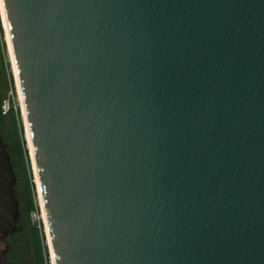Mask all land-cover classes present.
Returning <instances> with one entry per match:
<instances>
[{"label": "water", "instance_id": "water-1", "mask_svg": "<svg viewBox=\"0 0 264 264\" xmlns=\"http://www.w3.org/2000/svg\"><path fill=\"white\" fill-rule=\"evenodd\" d=\"M4 11L55 264H264V0Z\"/></svg>", "mask_w": 264, "mask_h": 264}, {"label": "trees", "instance_id": "trees-1", "mask_svg": "<svg viewBox=\"0 0 264 264\" xmlns=\"http://www.w3.org/2000/svg\"><path fill=\"white\" fill-rule=\"evenodd\" d=\"M1 17V16H0ZM2 20V17H1ZM0 20V134L6 143L10 154L11 163L16 176L15 194L18 200L19 216L16 228L4 238L5 250L2 255L8 259L22 264H46L47 244L44 230L33 223L30 212L36 208L34 200V180L30 162L31 155L27 138L24 135L20 107L10 92L15 95L12 64L8 59L6 50L7 41L4 39L3 28ZM8 99L9 106L5 110L2 104ZM46 232V231H45ZM47 237V236H46ZM49 248V246H48ZM50 252V251H49Z\"/></svg>", "mask_w": 264, "mask_h": 264}, {"label": "rangeland", "instance_id": "rangeland-1", "mask_svg": "<svg viewBox=\"0 0 264 264\" xmlns=\"http://www.w3.org/2000/svg\"><path fill=\"white\" fill-rule=\"evenodd\" d=\"M2 17V23H3V26H4V30H3V34H4V32H5V36H4V38H6V41H7V46H6V50H7V54H8V59H9V61H11L10 62V66H11V64H12V67H11V70H12V74H13V78H14V85H15V95L12 93V92H10V97L11 98H14V100H16L17 101V103H18V105H19V107H20V112H21V109H22V116H23V120H24V125H25V130H24V135H26L25 136V138H27V140H26V143L28 142V147H29V150H28V152L30 151V155H31V149H30V145H29V139H28V133H27V129H26V122H25V116H24V111H23V106H22V100H21V97H20V93H19V89H18V84H17V79H16V75H15V71H14V68H13V62H12V57H11V54H10V49H9V45H8V40H7V35H6V29H5V24H4V20H3V16H1ZM6 41H5V43H6ZM23 122V121H22ZM23 128H24V126H23ZM32 161V164H31V168H32V165H33V168H32V170L34 171V174H33V178L35 179L34 181L36 182V185H37V196H38V201H39V204H40V207H39V210H40V208H41V215H42V222H43V226H44V230H46V223H45V219H44V216H43V209H42V204H41V200H40V196H39V191H38V188H39V186H38V182H37V180H36V173H35V168H34V163H33V159H32V155H31V160H30V162ZM32 171V172H33ZM40 212V211H39ZM47 235H46V232H45V238H46V242H47V247L49 246V251H50V255L52 256V254H51V249H50V243L48 242V237H46ZM5 250V242H4V240L2 239L1 241H0V253L2 252L3 253V251ZM52 260V259H51ZM53 261V260H52Z\"/></svg>", "mask_w": 264, "mask_h": 264}, {"label": "bare ground", "instance_id": "bare-ground-1", "mask_svg": "<svg viewBox=\"0 0 264 264\" xmlns=\"http://www.w3.org/2000/svg\"><path fill=\"white\" fill-rule=\"evenodd\" d=\"M3 20H4V24H5V29H6V35H7L8 45H9V49H10V54H11V57H12L13 68H14V71H15V75H16V79H17V84H18V89H19V93H20L21 100H22V106H23V111H24L23 113H24V116H25L26 129H27L28 139H29V145H30V149H31V155H32L33 163H34V168H35V173H36V180H37L38 186H39L38 191H39V196H40V200H41V204H42L43 216H44L45 223H46V230L45 231H46V235H47V237L49 239L48 242L50 243V249H51V254H52V256L50 255V257L53 260V261L51 260L52 261V264H55V258H54V253H53V250H52V245H51V241H50L49 232H48L46 215H45V210H44V203H43V198H42V194H41V188H40V183H39L38 174H37L35 157H34V153H33V148H32V143H31V138H30V132H29L28 122H27L25 108H24V103H23V99H22V95H21L19 78H18L17 69H16V65H15V59H14L13 49H12L11 40H10V36H9V30H8V26H7L5 11H4V15H3ZM36 188H37V185H36Z\"/></svg>", "mask_w": 264, "mask_h": 264}, {"label": "built area", "instance_id": "built-area-1", "mask_svg": "<svg viewBox=\"0 0 264 264\" xmlns=\"http://www.w3.org/2000/svg\"><path fill=\"white\" fill-rule=\"evenodd\" d=\"M9 106V102H8V99H5L3 104H2V107L6 110ZM34 180V178H33ZM34 184H35V189H34V200H35V204H36V208L33 209L31 212H30V218L32 220L33 223H36V225L41 228V223H42V228L44 230V224L42 222V215H41V208L39 210V207H40V204H39V201H38V196H37V188H36V182L34 181ZM40 211V212H39ZM44 235H45V230H44ZM46 240V238H45ZM47 244V242H46ZM46 264H52V261H51V257H50V252H49V248L47 247V253H46Z\"/></svg>", "mask_w": 264, "mask_h": 264}, {"label": "snow or ice", "instance_id": "snow-or-ice-1", "mask_svg": "<svg viewBox=\"0 0 264 264\" xmlns=\"http://www.w3.org/2000/svg\"><path fill=\"white\" fill-rule=\"evenodd\" d=\"M4 15V0H0V16Z\"/></svg>", "mask_w": 264, "mask_h": 264}]
</instances>
